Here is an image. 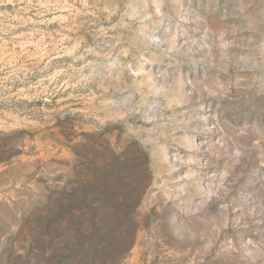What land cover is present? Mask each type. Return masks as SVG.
Segmentation results:
<instances>
[{"label": "rangeland", "instance_id": "1", "mask_svg": "<svg viewBox=\"0 0 264 264\" xmlns=\"http://www.w3.org/2000/svg\"><path fill=\"white\" fill-rule=\"evenodd\" d=\"M0 264H264V0H0Z\"/></svg>", "mask_w": 264, "mask_h": 264}]
</instances>
